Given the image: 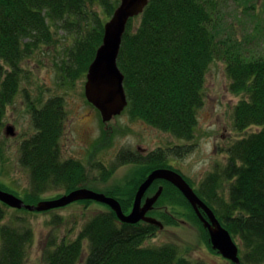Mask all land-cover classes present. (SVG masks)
I'll return each instance as SVG.
<instances>
[{"label": "trees", "instance_id": "1", "mask_svg": "<svg viewBox=\"0 0 264 264\" xmlns=\"http://www.w3.org/2000/svg\"><path fill=\"white\" fill-rule=\"evenodd\" d=\"M219 2L150 0L143 14L130 20L118 64L125 75L131 115L190 142L205 105L210 66L216 61L225 63L229 90L242 98L234 108L233 128L245 135L226 151V164L216 167L196 192L240 242L242 264H264V32L258 29L254 34L240 33L234 30V22L222 27L225 15ZM94 4L104 9L103 17L95 10L89 11V5ZM118 5L119 1L110 0H0V138L7 108L20 91L22 63L35 48L53 42V25L64 27L71 19L80 21L91 16V29L79 37L63 69L73 82L87 76L103 42L105 24ZM32 113L36 133L21 144L20 162L30 170L32 186L24 201L37 204L51 190L63 189L67 194L89 188L83 164L63 160L61 155L59 141L66 119L63 98H52L42 108L34 106ZM254 127L257 130L248 133ZM188 149L159 148L148 156L124 151L115 167L101 168L103 181L127 164L147 166L148 172L167 168L170 155L181 157ZM162 183H166L162 196L149 215L165 227L178 226L179 218L193 219L192 224L199 227L212 247L208 231L183 194L172 184ZM226 183L227 196L222 192ZM115 194L106 193L116 198L125 212L129 211L133 195L125 199ZM9 208L0 202V264H26L34 232L25 225L6 223ZM179 208H189L191 215ZM159 231L157 226L144 222L123 223L108 207L94 215L74 241L63 238L58 242L51 237L44 258L47 264H198L182 255L176 244L147 247L146 241ZM86 242L89 252L83 260Z\"/></svg>", "mask_w": 264, "mask_h": 264}, {"label": "rangeland", "instance_id": "2", "mask_svg": "<svg viewBox=\"0 0 264 264\" xmlns=\"http://www.w3.org/2000/svg\"><path fill=\"white\" fill-rule=\"evenodd\" d=\"M110 1H119V5L121 2ZM219 3L225 15L222 27L234 22V30L237 32L254 34L253 31L258 29L264 32V0H220ZM88 8L90 12L95 10L103 17L104 9L99 5H89ZM70 22L64 27L54 24L53 42L35 48L22 63L24 73L20 91L7 108L3 136L0 138V184L5 186L0 187L26 201V195L32 189L31 173L21 164L20 159L21 144L36 133L32 109L34 106L42 108L50 99L62 97L66 119L59 141L61 155L63 160L74 159L83 164L89 177L88 189L102 191L104 194L116 193L117 197L125 199L133 195L130 210L124 211L130 214L140 185L153 171L148 172L147 166L127 164L118 167L111 178L103 181L101 168L115 167L119 154L124 151L148 156L159 148L166 150L175 147L189 149L181 157L170 155L167 169L180 173L195 190L200 189L202 182L216 167L226 164L228 148L245 135L238 134L233 128L234 108L242 98L229 90L230 80L225 63L214 62L207 73L205 105L199 112L198 126L192 141L179 140L134 118L127 110L128 107L121 115L105 123L99 110L86 98L87 76L72 82L63 71L71 49L92 26L91 16L80 21L71 19ZM139 22L138 19L135 23L138 25ZM9 126L14 128V136L6 134ZM256 130V127L251 128L248 133ZM162 182H154L149 188L154 186L153 189L147 191L144 199L155 195L159 187H165L166 183ZM222 188L227 196L228 184ZM65 194L63 189H56L46 192L42 198L43 201L53 200ZM84 202L44 212L9 208L6 223L25 225L34 232V242L29 247L26 264H47L44 250L51 237L54 236L58 242L63 238L74 241L94 215L108 210V206L103 203ZM28 204L35 205L36 201H28ZM168 209L171 210V207L168 206ZM179 210L189 212L190 215L192 212L189 208ZM57 217L62 218V221H58ZM177 222L178 226L165 227L157 236L148 239L145 245L153 247L173 243L179 247L182 255L194 263L232 264L208 245L199 227L192 224L193 219L179 218ZM237 243L240 245L238 240ZM88 252L86 242L83 260Z\"/></svg>", "mask_w": 264, "mask_h": 264}, {"label": "water", "instance_id": "3", "mask_svg": "<svg viewBox=\"0 0 264 264\" xmlns=\"http://www.w3.org/2000/svg\"><path fill=\"white\" fill-rule=\"evenodd\" d=\"M149 3L150 0H121L113 17L105 24L103 42L89 67L85 85L86 98L99 110L105 123L121 115L129 105L124 86L125 75L119 67L118 58L130 20L143 14ZM6 134L14 136V128L7 127ZM158 180L172 184L183 194L208 231L212 248L231 263L242 264L240 246L231 233L222 225L214 211L202 200L191 184L180 173L172 169H156L148 176L136 193L130 214L124 212L121 203L116 198L88 188H79L60 198L40 201L35 205L27 204L16 195L0 189V202L17 210L44 212L64 208L79 201H95L110 207L123 223L144 222L163 230L165 225L149 213L154 210L164 187H159L155 195L144 199L149 188Z\"/></svg>", "mask_w": 264, "mask_h": 264}]
</instances>
